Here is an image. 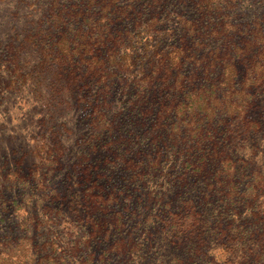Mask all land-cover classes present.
Returning a JSON list of instances; mask_svg holds the SVG:
<instances>
[{
  "label": "trees",
  "instance_id": "obj_1",
  "mask_svg": "<svg viewBox=\"0 0 264 264\" xmlns=\"http://www.w3.org/2000/svg\"><path fill=\"white\" fill-rule=\"evenodd\" d=\"M235 7L230 0H55L28 42L46 56L54 47L64 55L49 95L57 96V105L65 111L82 110L89 133L81 137L86 146L75 160L60 141L37 145L36 187L26 199L16 200L13 209L24 206L28 211L36 200L54 199L61 216L64 209L82 208L85 216L74 217L88 228L79 235L83 264H98L114 247L124 256L122 264H140L138 258L144 260L160 237L188 249L179 264H220L222 247L229 250L236 239L231 233L234 219L246 210L248 218L240 219L242 229L236 236L242 234L255 244L264 234L257 225L263 211H255L254 192L243 195L238 190L240 165L224 142L228 134L242 135L259 126L253 116L254 92L264 90V51L253 63L249 52L259 43L246 37V31L235 40L241 25ZM252 24L245 23L249 31ZM25 48L23 40H11L0 51V82L6 72L12 89L39 75L37 67L23 68L20 56ZM149 116L153 121L141 137L136 122L145 125ZM145 139L153 151L141 147ZM160 142L167 145L160 148ZM167 150L173 159L165 155ZM100 152L104 164L126 173L120 189L125 208H113L118 183L108 179L110 187L103 191ZM178 156L184 157L180 167L174 160ZM67 164L84 186L79 199L68 201L63 184L73 176L61 177L68 172ZM191 176L198 179L194 187ZM44 207L49 211L46 219L53 220L52 204ZM124 209L135 224L127 233ZM42 213L33 218L40 219ZM138 226L140 239L132 232ZM105 232L112 233V246H101L108 237ZM91 243L96 246L89 250ZM253 250L248 247L243 259L228 264H264V259L252 257ZM101 261L108 263L106 258ZM49 264L66 262L51 258Z\"/></svg>",
  "mask_w": 264,
  "mask_h": 264
},
{
  "label": "rangeland",
  "instance_id": "obj_2",
  "mask_svg": "<svg viewBox=\"0 0 264 264\" xmlns=\"http://www.w3.org/2000/svg\"><path fill=\"white\" fill-rule=\"evenodd\" d=\"M233 2L236 4L235 20L241 23L235 40L241 37L242 31H246L243 34L252 42L255 38L259 44L249 52L252 62L255 63V59H261V51H264L262 48L264 44H260L264 41V21L261 20V18L264 19V0H230V3L233 4ZM54 7L55 0H0V51L11 40L13 42L23 40L26 47L20 56L23 68L30 70L37 67L39 71V75L35 74L36 77L32 82L16 85V89L10 87L6 72L3 73L5 77L0 82V179L3 180H0L2 196L0 200V264H49L51 258L60 259L66 264H83L82 243H80L79 235L85 234L88 228L74 217V215L85 216L82 208L78 212L64 209V214L61 216L56 214L59 203L57 199H54L52 203L36 200L33 204L36 206L28 211L24 210V206L13 209L16 200L26 199L36 187L37 179L33 169L35 163L39 161L37 145L60 141L69 149L71 159L75 160L79 158V153L86 146L81 137L89 133L88 119L85 118L82 110L75 108L65 111L61 105H57L59 101L57 96L49 95L51 88L56 87L54 80L59 71L60 58L64 55L54 47L51 56H46L28 42L30 35L37 31L38 19L43 18V15L51 12ZM247 21L253 22L252 31L247 29L245 25ZM257 24L261 29H257ZM25 35L28 36L27 40ZM72 49L74 50L75 47ZM258 52L260 57L256 56ZM254 93L257 108L253 116L259 126H255V130H246L242 135L228 134L230 139L224 144L231 159L235 161V164L240 165L236 174L238 190H241L243 195H250V192L255 193V211L256 213L263 211L262 221L257 225L263 226L264 233V90L259 93V89H255ZM152 121V116L147 118L146 123L143 120L145 125L138 120L136 132L144 137L143 134ZM65 127L71 128V132H68ZM237 127L241 128V131L246 129L242 128L245 126ZM166 145L163 142L159 143L160 148ZM141 147L154 150L146 139L141 143ZM165 155L173 159L171 150H167ZM66 159L65 156L63 160ZM183 159V156L174 159L177 167H180ZM97 160L104 176L100 178L103 191L105 192L110 187L108 179L113 183H118L111 198L114 210L125 208L120 202L123 197L120 189L125 185L126 173L119 166L104 164V152H100ZM243 161H247L248 164H244ZM70 164H67L68 172H61L63 178L66 173L73 176V179L63 184L67 201L72 198L79 199L84 188L79 183L80 179L77 178L79 174ZM163 172L166 173L167 170H162ZM197 181L196 176H191L190 182L193 187L195 183L198 184ZM191 193L195 198L198 196V191H191ZM80 201L82 204L83 200ZM50 204H52L53 220L46 219L49 211L44 206ZM124 211L126 226L123 232L127 233L135 224L130 217L131 213L126 209ZM38 212L45 213L38 214L40 219L33 218V215ZM141 214H144V210ZM245 215L248 218L247 210L243 211L239 218L235 217L231 233L236 239L235 242L228 244L230 245L229 250L224 251L223 248L226 247H222L220 264H228V261L232 259H243L242 257L248 253V247L254 249L251 251L254 254L252 257H260L259 261L264 259V234H261L258 240L255 239V244L253 239H248L242 234L236 236L237 231L242 229L239 226L240 219ZM36 220L42 222L37 223ZM141 227L132 229L137 239H140ZM104 236L108 237H103L101 246H112V233L105 232ZM95 246V243H91L88 249L91 250ZM108 256V258L104 256L98 258V264H103L101 261L103 258L108 260L107 264L123 263L124 256L115 247ZM187 256L186 247H177L160 237L155 246L144 253L145 259L142 260L139 257L137 262L139 261L140 264H179V260ZM86 264H90V260Z\"/></svg>",
  "mask_w": 264,
  "mask_h": 264
}]
</instances>
